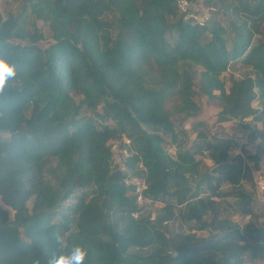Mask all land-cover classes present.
<instances>
[{"label":"trees","instance_id":"obj_1","mask_svg":"<svg viewBox=\"0 0 264 264\" xmlns=\"http://www.w3.org/2000/svg\"><path fill=\"white\" fill-rule=\"evenodd\" d=\"M206 4L217 11L205 25L177 0H23L17 13L0 10V55L18 70L0 95V264H46L53 230L87 249L85 264L264 257V226L214 212L217 198H232L236 213L254 214L243 183L252 169L230 155L238 142L201 131L190 140L172 119L198 114L204 94L218 121L251 120L255 155H264V0ZM113 141L129 153L125 168Z\"/></svg>","mask_w":264,"mask_h":264},{"label":"rangeland","instance_id":"obj_2","mask_svg":"<svg viewBox=\"0 0 264 264\" xmlns=\"http://www.w3.org/2000/svg\"><path fill=\"white\" fill-rule=\"evenodd\" d=\"M23 0H0V10L4 16L8 13H17L22 6ZM224 22L226 19L222 18ZM39 26L43 28L45 31L46 38L41 41L42 45H47L51 38L49 36L48 29L45 25H43L42 21H38ZM232 71L235 75H242L245 69L241 65H237L232 68ZM228 75V74H227ZM195 100L200 105V112L194 116L186 117L184 115H177L176 113L173 115L172 119L177 124V127H184L188 131V135L190 140H196L198 131L204 132L208 137V140L213 139V137H233L237 142L239 147L231 152V156H234L237 153H242L244 162L247 164L251 169V175L246 178L243 183L248 190H252L255 192V201H254V214L252 217L249 215H241L236 213L230 206L229 203L233 201L232 198H225L220 201L218 199V205L216 206L214 212H216L219 216L220 215H228L231 219L237 221L240 225H244L249 220L253 221V223L257 226H264V204L258 199L255 187V175L256 172L259 171V163L262 160V156L255 155L257 140L250 139V128H251V120L244 119H232L229 121L220 122L217 120L218 111L220 107L213 103L206 95L197 93L195 96ZM102 111V104H100L96 110L93 109H86V113L94 114V112H101ZM185 120V121H184ZM201 122L202 125L199 127V130L192 128V123ZM110 124L113 122L110 121ZM113 143V142H112ZM118 143V142H116ZM118 146L114 150V160L118 164L124 163L125 153H123V149ZM175 146L169 147V152L171 154L175 153ZM207 165H213L214 161L210 157L208 153L203 155H199ZM255 162V168L251 167L249 164ZM139 181L141 184L142 182ZM230 188L228 183H225L223 189ZM68 202L72 203L73 200H69ZM140 203L144 205V208L147 212L152 213L153 215L159 211L161 204L152 201L140 198ZM213 212H209L205 218L210 219ZM175 226L176 223L170 224V226ZM197 235L207 236L208 231H200L198 230ZM205 255L211 256L212 258H217L218 254L213 252H206ZM248 264H264V257H259L253 262H249Z\"/></svg>","mask_w":264,"mask_h":264},{"label":"clouds","instance_id":"obj_3","mask_svg":"<svg viewBox=\"0 0 264 264\" xmlns=\"http://www.w3.org/2000/svg\"><path fill=\"white\" fill-rule=\"evenodd\" d=\"M17 77V65L7 56L0 55V95L12 87ZM50 238L56 250L48 257L46 264H85L88 251L82 244L68 243L66 235L60 230H53Z\"/></svg>","mask_w":264,"mask_h":264},{"label":"built area","instance_id":"obj_4","mask_svg":"<svg viewBox=\"0 0 264 264\" xmlns=\"http://www.w3.org/2000/svg\"><path fill=\"white\" fill-rule=\"evenodd\" d=\"M177 7L180 12L185 13L187 17L194 19L200 25H205L213 16L214 12L217 11V7L214 5H207L206 0H177ZM124 141L126 143L130 142L126 137L124 138ZM116 142L118 141H113L112 143L113 152L118 146V143ZM123 153H125L126 156L129 154L126 149H123ZM249 165L253 167L255 166V162ZM121 166L122 168H125L124 163H122ZM143 187H145V185L142 182V186L138 187V191ZM255 187L258 199L264 204V166L260 171L256 172Z\"/></svg>","mask_w":264,"mask_h":264},{"label":"crops","instance_id":"obj_5","mask_svg":"<svg viewBox=\"0 0 264 264\" xmlns=\"http://www.w3.org/2000/svg\"><path fill=\"white\" fill-rule=\"evenodd\" d=\"M261 156H262V160H261V162L259 163V171L263 168V166H264V155L263 154H261Z\"/></svg>","mask_w":264,"mask_h":264},{"label":"water","instance_id":"obj_6","mask_svg":"<svg viewBox=\"0 0 264 264\" xmlns=\"http://www.w3.org/2000/svg\"><path fill=\"white\" fill-rule=\"evenodd\" d=\"M175 254H176V252H175Z\"/></svg>","mask_w":264,"mask_h":264}]
</instances>
